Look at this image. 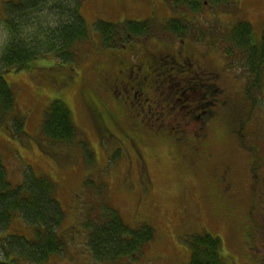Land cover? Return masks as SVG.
<instances>
[{
  "label": "rangeland",
  "instance_id": "obj_1",
  "mask_svg": "<svg viewBox=\"0 0 264 264\" xmlns=\"http://www.w3.org/2000/svg\"><path fill=\"white\" fill-rule=\"evenodd\" d=\"M6 1L0 0V45L5 36L1 19ZM167 1L83 0L79 10L88 25L91 40L86 44L85 55L76 64L58 63L49 56L50 58L30 61L28 68H10L3 71L5 81L14 91L16 114L25 118L24 130L20 129V132L12 126V119L4 120L0 124V160L7 169L8 179L12 184H19L31 173L35 176H48L56 184L57 199L63 210L64 218L59 233L65 235L67 243L60 253L43 264H107L93 260L84 228L88 218L94 221L102 215L100 210L97 211V205L102 201L116 207L123 220L131 226L146 223L156 230V238L140 257L127 258L117 264H188L189 234L193 236L203 230L219 237L223 244L221 235H224L225 218L220 210L206 202L204 196V178L208 172V164L201 162L190 165L179 157L176 148L157 136L153 137V152L142 147L146 167V171L142 172L139 164L132 162V157L121 147L123 144L128 147L127 140L121 144L115 136L99 135L84 102L88 94L91 96L92 92H98L97 85L102 81L98 66L107 67L108 74L112 73L111 66L118 56L130 62V55L134 51L136 55L133 60L143 56V53L164 55L162 66L154 67L157 74H160L165 67L175 70L170 62L178 60L174 56L169 59L168 53L178 49L182 50V56H188L193 52L194 59L185 61L186 70L181 68V76L193 69L203 86L211 84V89L218 92L220 97L222 92L219 88H224L225 98L229 100L225 113H240L246 122L243 130L245 137H249L255 146L264 150V73L256 102L248 103L244 99L245 79L238 74V69L228 67L222 50L212 47L209 44L212 42L196 40V36L200 34H213V42H217L215 35L218 30L238 19L248 20L259 35L264 25V0H233L228 8L209 7L195 14L199 25L195 33L190 32L185 38L187 45H181L174 33L161 29L162 23L172 16ZM97 19L107 22L151 19L156 25L148 40H133L127 49H106L99 46L100 39L93 28ZM188 21L194 25L191 20ZM26 31V35H29L30 29ZM2 70L3 66L0 64V72ZM209 72H217L219 80L207 79ZM184 82L187 81L171 75L164 87L157 88V91H163V96L168 95L167 93L173 94L175 103L179 106V110H176L179 111L177 116L174 111L169 114L171 122L175 118L186 117L191 109L196 108L193 112L196 115L206 113L210 102V98L205 96L203 86L192 88L193 82ZM107 88L112 94L120 93L119 88ZM135 91L139 93L137 88ZM99 97L105 101L108 109L116 111L120 119L117 129H127L130 124L129 114L116 110L103 94ZM150 97L155 98L156 95L152 94ZM54 99L61 100L67 106L75 126L87 140L92 152L91 163H87L77 149L45 144L40 124L44 117L43 112ZM191 103L195 106H191ZM133 114L134 119L143 121L145 127L150 126L145 117L139 113ZM147 116L152 117L149 114ZM154 116L159 122L161 114ZM175 122L172 124L176 128L180 125L179 128L183 130L189 129L187 126L190 125L180 120H177V124ZM254 123L262 130L256 136L253 135ZM197 130L196 127L192 129ZM232 140L231 135H227L222 128L212 131L211 150L219 163L232 159L231 149L235 146ZM115 147L119 148L122 156L116 155ZM184 151L189 154V149L184 147ZM249 158L246 152L240 151L238 154L241 179ZM94 206L96 209L91 208ZM238 221L237 219L232 224L238 225ZM22 224L20 221L15 222L13 228L22 230ZM25 233L30 235L27 230ZM224 239L226 242L224 250L223 245L221 246L222 254L226 264H231L229 255L235 253L240 241L237 235L233 238L234 245L229 243L226 235Z\"/></svg>",
  "mask_w": 264,
  "mask_h": 264
},
{
  "label": "trees",
  "instance_id": "obj_2",
  "mask_svg": "<svg viewBox=\"0 0 264 264\" xmlns=\"http://www.w3.org/2000/svg\"><path fill=\"white\" fill-rule=\"evenodd\" d=\"M82 1L7 0L5 2L4 15L1 19L5 36L0 45V64L3 66L0 72V124L4 120L12 119L17 132H20L23 124V120L16 115L14 91L3 77L5 71L10 68H28L30 61L50 58L49 56L58 63L76 64L85 55V47L91 37L88 25L79 10ZM232 1L168 0L167 4L172 16L162 23L161 29L174 33V36L183 42L181 45H185L187 35L190 32L195 33L199 25L195 14L209 7L228 8ZM188 19L194 25L189 24ZM155 25L156 23L151 19H125L121 22L97 19L93 23V28L99 36V46L114 49L126 48L133 40H148L155 30ZM27 29H30L29 35H26ZM255 32L248 20L238 19L218 30L215 35L217 42H213L215 41L213 34L196 36L198 41L202 39L212 42L209 43L212 47L222 50L228 67L238 69V74L245 79L244 99L248 103L252 101V104L256 102V96L260 92L264 73V25L259 35ZM167 56L172 59L173 55L168 53ZM191 59V56H183L177 62H170L175 68L171 75L176 76L175 74L179 73L177 78L180 80L186 78L184 81L193 82L192 88L202 87L203 83L198 80L193 69L183 76L180 74L181 68L186 70L185 61ZM162 64V60L159 63L151 62L153 69L160 68ZM163 69L169 70L167 67ZM163 72L161 71V74ZM216 74L217 72H209L207 77L214 79ZM171 75L164 78L168 80ZM165 85L162 86L159 81L156 88ZM210 86L212 85L203 86L205 96L210 98L204 113L205 118H209L212 113H225L226 107L217 109L214 104L221 103L227 106L229 103L227 98L220 97ZM93 94L92 92L91 95ZM89 98L88 94L86 99ZM173 101L175 102V99ZM91 103L93 104V101ZM191 106L195 105L191 103ZM195 109L189 110V113H193ZM176 110H179L178 105L173 111L179 113ZM97 114L106 118L108 115V113ZM197 115L193 113L191 117ZM134 124L139 126L136 130L139 128L140 132L144 131L145 134L156 129L154 124L145 127V124L139 120H135ZM40 132L46 145L77 149L81 151L87 163L92 162V152L88 142L75 126L69 109L61 100L54 99L45 109ZM193 132L199 137L203 136L200 130ZM97 207V211L100 210L102 215L94 221L88 218L84 226L87 232V246L94 261L117 264L127 258L136 259L156 238V230L153 226L146 223L131 226L123 220L118 209L112 204L102 201ZM91 208L96 209V206ZM63 218V210L57 199L56 184L48 176H35L31 173L26 175L21 183L12 184L8 179L7 169L0 160V264H43L53 255L60 253L66 245L65 235L59 233ZM19 221L23 223L22 230L13 228V224ZM26 230L30 235L25 233ZM219 243L216 237L204 232L190 236L188 264H224L219 253Z\"/></svg>",
  "mask_w": 264,
  "mask_h": 264
},
{
  "label": "flooded vegetation",
  "instance_id": "obj_3",
  "mask_svg": "<svg viewBox=\"0 0 264 264\" xmlns=\"http://www.w3.org/2000/svg\"><path fill=\"white\" fill-rule=\"evenodd\" d=\"M143 54L132 63L118 56L111 66L112 73L109 74L107 67L98 66L102 76V81L97 85L98 92L89 99L84 98V102L99 135L115 136L121 144L122 141L127 140L128 147L124 144L121 147L132 157V162H137L141 168H145L142 147L153 152V137L157 136L176 148L179 157L190 165H198L201 162L208 164V172L204 178L206 202L223 214L226 221L224 231L229 243L234 245L233 238H236V235L240 241L235 253L229 255L231 264H264V150L255 146L249 137H245L243 130L246 122L240 113H212L209 118H205L204 113L191 117L190 113L184 118H175V124L180 120L190 125L187 126L189 129L182 130L185 132L179 131L180 125L176 128L172 120H169V114L176 106L170 98L172 94L163 96V91H157L156 88L159 81L162 86L165 84L164 77L171 75L172 70L157 74L151 62L159 63L164 55ZM170 54L178 60L182 58V52L178 49ZM176 75L178 76L179 73ZM107 87L119 88L120 93L112 94ZM136 88L139 93L135 91ZM102 94L113 103L116 110L119 109L121 113L126 111L129 114L130 124L127 129H117L120 119L116 111L108 109L105 101L99 97ZM152 94L156 97H150ZM223 105L219 103L215 107L219 109ZM97 113H108V115L107 118L100 117ZM133 113H139L146 118L161 113L162 122L156 126V129H160V133L156 135V129L150 134L140 132L139 128L136 130L139 126L134 124L137 119H134ZM147 114L152 117H148ZM195 127L203 132V136L199 137L192 131ZM221 128L232 135L235 146L231 149L232 159L219 163L211 150L210 141L212 131ZM261 131L260 126L254 123L253 135L256 136L255 134ZM184 147L189 149V154L184 151ZM240 151L250 156L244 166L242 179L238 168ZM237 219L238 225L232 224Z\"/></svg>",
  "mask_w": 264,
  "mask_h": 264
}]
</instances>
